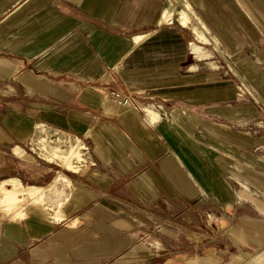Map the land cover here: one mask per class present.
<instances>
[{"label": "crops", "instance_id": "crops-1", "mask_svg": "<svg viewBox=\"0 0 264 264\" xmlns=\"http://www.w3.org/2000/svg\"><path fill=\"white\" fill-rule=\"evenodd\" d=\"M237 79L249 98L235 97ZM108 90L137 107L110 104ZM65 136L83 146L78 173L34 150ZM55 174L71 184L62 221L36 208L0 221V264H155L157 251L194 264V219L214 215L253 243L264 0H0V184L47 187Z\"/></svg>", "mask_w": 264, "mask_h": 264}, {"label": "bare ground", "instance_id": "bare-ground-1", "mask_svg": "<svg viewBox=\"0 0 264 264\" xmlns=\"http://www.w3.org/2000/svg\"><path fill=\"white\" fill-rule=\"evenodd\" d=\"M174 9L175 8L173 6H170V8L165 11L163 19H161V21L169 20L173 15ZM177 14L178 20L183 27L187 26L192 21V16L190 12L185 9L177 10ZM192 28L194 31L193 34H195L197 40H200L202 43L204 42L206 44V42H208L205 38L206 36L204 37L201 32L197 31L195 26H193ZM245 91L247 92V94H250L246 87ZM149 116L150 115L148 114L147 117ZM61 141L62 143L64 142V149H61L59 146H47V139L41 138L40 142H45V145L43 144L41 145V147L39 146L40 148L38 149L36 147V149L34 148V150H37L36 152L42 158L46 159V161L59 162L60 166L66 169L67 171H70L71 173H78L80 164L86 158L82 151L83 146L80 144L79 141H77L75 138H72L71 136H65ZM68 188H71V184L69 180L66 179V176H63V174H58L56 177H54L53 182L47 185V187H36L32 185L24 186L18 180H9L7 182L3 181L0 184V210H2L8 216L12 217V219H17L23 217L28 208L36 206L46 211L49 214L50 219H52L54 222H60L64 217L63 206L67 201L66 190ZM51 194L53 195V197L51 196ZM72 224L75 223L72 222Z\"/></svg>", "mask_w": 264, "mask_h": 264}, {"label": "rangeland", "instance_id": "rangeland-1", "mask_svg": "<svg viewBox=\"0 0 264 264\" xmlns=\"http://www.w3.org/2000/svg\"><path fill=\"white\" fill-rule=\"evenodd\" d=\"M242 86L247 88V86L243 81L237 79V85L235 87V97L238 100H243L245 98L250 97V94L247 95ZM240 89H242L243 91L240 92L239 91ZM44 138L47 139L48 141L47 146L52 145L51 147H58L53 145L52 139L48 137H44ZM40 141L41 140H39L38 143L36 144L35 149L36 147L37 149L40 148L41 145L43 144L45 145V142H40ZM31 208L43 210L42 208L40 207L38 208L36 206L30 207L28 209ZM44 212L48 214L46 211ZM0 219H1L0 221H2L5 219H12V217L8 216L2 210H0ZM256 221H253V223H255L257 227L254 242L243 243L242 240L246 238V236H242V234H237L236 236L231 235L229 232L233 227L230 226L231 224L229 222L222 220L220 217L214 215V217L208 220V223L206 222V220L195 218L194 235L191 238L194 244H198L200 246V251H194V258H193L194 264H263L261 254L253 258H248L251 255H254L257 250H259L264 246V230L260 228V224L264 223V220L257 218ZM162 239L163 241H165L164 242L165 244L169 245V241H170L169 238L163 236ZM138 241H140V239ZM242 243L243 246H245L244 248H240V244ZM202 244H204V246L206 247V250L204 251L201 250ZM133 252L134 251H132V253ZM141 253L142 252L139 251L137 255H141ZM156 253L163 254V256L160 259L159 257H157L158 262H155V264H172L173 256L178 255L171 251L169 252L157 251ZM169 260H171L170 263L168 262Z\"/></svg>", "mask_w": 264, "mask_h": 264}, {"label": "built area", "instance_id": "built-area-1", "mask_svg": "<svg viewBox=\"0 0 264 264\" xmlns=\"http://www.w3.org/2000/svg\"><path fill=\"white\" fill-rule=\"evenodd\" d=\"M245 90V87L242 86ZM240 92L242 89L239 90ZM247 94V92L245 91ZM248 95V94H247ZM104 98L110 104L116 106L119 109H127V108H136L137 107V100L133 96L129 94H123L118 91L108 90L104 94ZM1 220V219H0Z\"/></svg>", "mask_w": 264, "mask_h": 264}]
</instances>
